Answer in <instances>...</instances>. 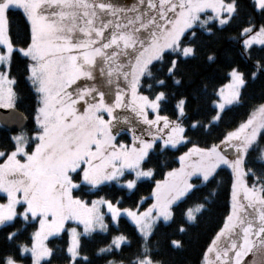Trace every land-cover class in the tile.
I'll return each mask as SVG.
<instances>
[{
    "label": "snow or ice",
    "instance_id": "obj_1",
    "mask_svg": "<svg viewBox=\"0 0 264 264\" xmlns=\"http://www.w3.org/2000/svg\"><path fill=\"white\" fill-rule=\"evenodd\" d=\"M256 45L264 53V0H0V229L12 245L0 264H165L153 237L172 229L182 248L172 235L199 222L216 190L197 193L224 170L226 214L200 264H264V103L211 143L192 138L264 74ZM201 53L223 73L211 91L210 77L185 87ZM172 149L178 167L160 159ZM109 185L121 195L101 194ZM99 234L110 239L90 256Z\"/></svg>",
    "mask_w": 264,
    "mask_h": 264
},
{
    "label": "trees",
    "instance_id": "obj_2",
    "mask_svg": "<svg viewBox=\"0 0 264 264\" xmlns=\"http://www.w3.org/2000/svg\"><path fill=\"white\" fill-rule=\"evenodd\" d=\"M12 22L14 28H20L23 26L22 16L18 12L12 13ZM239 23V21L237 22ZM236 24L230 27L227 31L235 34ZM226 44H221L218 49V52L221 54V58L223 59L222 53L224 51V47ZM256 55L259 56L260 46H255ZM241 63L244 65L246 70H254L251 68L250 62L241 58ZM215 65L209 68L204 61V53H201L200 59L197 61H193L188 68V71L193 76V84L185 85V87L189 86H199L201 84L202 77H210L209 82V91H211V84L217 83L219 77L223 75L222 72H215L213 69ZM218 86V84H217ZM21 88L24 91V94H27V89L24 88L23 84ZM27 103V101H25ZM260 103H264V74L257 72V76L255 78L249 77L248 83L246 87L243 89V97L242 101L239 104L229 106L224 114V117L221 121L217 122V125L211 129L210 132H200L194 135L192 138L200 143L201 146H204L205 143H211L214 141L215 137L220 136L222 132L230 129L231 127L237 125L241 121L247 118V116L251 113L254 106L259 105ZM211 108V105H209ZM2 135V133H0ZM191 135V133H190ZM186 149H181L180 151H184ZM179 152H176L174 149L169 150L164 156H161V161L164 162L165 165L170 167H177L178 161H175V158L179 155ZM175 161V162H174ZM168 167H162L160 171H167ZM162 175H157L156 179H162ZM230 178V171L224 170L221 171L220 176L217 178L220 183L209 185V188L203 190L202 193H197L199 195H208L210 189H215V193L209 197L210 203L208 210L204 212V215L200 217V220L197 224L191 226L187 233H179L172 235L171 238L181 239L184 242V246L180 249H174L169 246L167 242V238L164 236V233H172V229L169 228H161L156 235L153 237V240L159 239L161 241L159 256L158 258H162L165 261V264H200L202 252L207 248L208 244L211 243V239L214 236L215 231L218 228V225L222 221V217L226 214L225 207L228 203L227 195L225 193V181H228ZM153 181H146L141 184L139 188V195L148 197L151 191V185ZM104 193H115L116 195H121L119 191L116 190L115 185H109L104 189ZM134 200L138 201V196L133 197L131 199H125L124 207H134ZM151 199H148L146 203L143 204L144 207L147 203H149ZM179 220V216L177 217ZM116 225H112L113 230H116ZM119 230L126 231L128 233H132L134 231V226L125 218L122 217L119 222ZM32 231L31 228L27 229V232H24L23 235L19 237L20 240H24L25 237ZM66 239V237H65ZM107 239L110 237L105 236V234H99L95 237V239L91 240L87 246L86 251L91 256L93 250L103 243L107 242ZM133 242L130 246L124 247V254L130 255L133 251H135L136 243L135 236L132 238ZM50 246H56L57 248L63 247V241L61 239H53ZM12 245L6 243L4 240V230L0 229V250L5 248H11ZM112 258V257H108ZM94 264H104L103 259L99 257H93ZM55 264V262H54Z\"/></svg>",
    "mask_w": 264,
    "mask_h": 264
},
{
    "label": "rangeland",
    "instance_id": "obj_3",
    "mask_svg": "<svg viewBox=\"0 0 264 264\" xmlns=\"http://www.w3.org/2000/svg\"><path fill=\"white\" fill-rule=\"evenodd\" d=\"M256 46H259V45H256ZM228 107H229V106H228ZM246 119H247V118H246ZM178 166H179V164H178ZM178 166H177V167H178ZM150 203H151V201H150L149 203H147L144 207H142L141 210H143V208H146V207L148 206V204H150ZM125 218H126V217H125ZM126 219H127V218H126ZM129 222H130V221H129Z\"/></svg>",
    "mask_w": 264,
    "mask_h": 264
}]
</instances>
